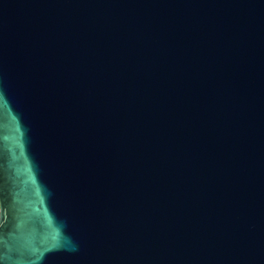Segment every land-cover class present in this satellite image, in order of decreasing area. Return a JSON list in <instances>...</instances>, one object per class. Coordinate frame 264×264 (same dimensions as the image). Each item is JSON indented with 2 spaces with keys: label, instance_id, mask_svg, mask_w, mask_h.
I'll return each mask as SVG.
<instances>
[{
  "label": "water",
  "instance_id": "water-1",
  "mask_svg": "<svg viewBox=\"0 0 264 264\" xmlns=\"http://www.w3.org/2000/svg\"><path fill=\"white\" fill-rule=\"evenodd\" d=\"M0 264H264V0H0Z\"/></svg>",
  "mask_w": 264,
  "mask_h": 264
}]
</instances>
